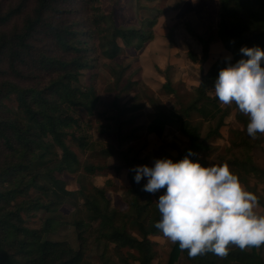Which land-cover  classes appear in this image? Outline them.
<instances>
[{"label":"trees","instance_id":"trees-1","mask_svg":"<svg viewBox=\"0 0 264 264\" xmlns=\"http://www.w3.org/2000/svg\"><path fill=\"white\" fill-rule=\"evenodd\" d=\"M217 1V35L231 56L215 59L203 73L195 95L187 103L180 102L178 109H169L149 98L155 112L148 132L161 137L166 126L176 125L188 139L172 159L174 162L183 159L189 150L195 153L190 157L193 161L199 160L198 153L215 150L210 141L222 136L230 108L220 106L213 94L214 82L222 68L245 58L240 52L242 47L264 48V0ZM99 2L103 7H95V14L94 4ZM107 5L106 0H34L32 5L29 0H19L7 10L0 8V264H93L86 257L91 245L100 250L101 264H114L110 251L123 264H130L129 258L138 264H153L156 251L152 236L162 234L155 227L162 218L157 200L166 190L155 194L143 191L147 181L136 183L132 170L142 159L130 156V149L121 148L124 123L119 116L127 107H120L119 99L139 84L133 72L125 77L131 64L111 68L114 84L109 88L110 106L115 113L105 112L110 123L103 125L101 132L112 135L118 145L100 149L104 158L115 156L123 161L113 166L117 173L127 169V207H113L104 187L89 190L80 179V187L70 190L58 176L80 173L83 166L73 145L83 151L92 146L93 116L102 113L96 87L79 84L83 71L95 66L92 48L85 38L97 35L101 55L114 60L125 48L141 54L155 36V19L146 20L138 28H123L116 23L118 9L113 6L105 11ZM76 12L83 17L87 14L86 20H75ZM186 28L203 45V55L198 59L202 63L209 56L210 43L190 22ZM169 41L172 45V36ZM193 58L197 60V56ZM163 87L174 92L170 80ZM13 98L16 110L6 103ZM233 106L243 127L232 129L230 144L220 156L221 163L215 165L227 163L264 207V197L248 180L253 175L264 182V169L253 155L264 135L258 133V139L249 137L248 116L235 103ZM205 121L209 125L203 137ZM105 168L93 163L84 166L88 172ZM107 184L113 181L108 179ZM32 191L36 194L17 201ZM64 204L76 209L71 222L77 230V248L68 240L50 237L68 222L60 212ZM37 209L44 210L46 216L40 227H30L22 213ZM82 210L84 216L78 214ZM126 248L125 254L122 250ZM180 257L185 264H264V245L243 251L231 246L226 258L209 252L191 259L187 250H181L176 243L166 264H180Z\"/></svg>","mask_w":264,"mask_h":264},{"label":"rangeland","instance_id":"rangeland-1","mask_svg":"<svg viewBox=\"0 0 264 264\" xmlns=\"http://www.w3.org/2000/svg\"><path fill=\"white\" fill-rule=\"evenodd\" d=\"M19 0H0V8L2 10H7L8 7L14 5ZM34 0H29V4L32 5ZM108 5L104 8L105 11L110 10L115 6L118 11L116 14V23L118 26L123 28H138L143 25V19H155V24L153 26L154 35L156 33H163V29L168 34L167 41L159 42L162 45L170 49L169 62L163 71V77H156L153 81L157 80L156 90L150 88L146 83H148L143 76V66L140 65V54H136L133 50L125 48L122 53L116 57V59L111 60L103 57L98 48V36L95 38L88 39L92 50L91 54L94 59L93 69H86L80 76L79 84L86 88L94 85L99 94L98 109L102 113H96L93 116V127L92 133L94 135V142L91 147L86 150H80L78 147L73 145L74 150L79 155L82 163V169L78 175H71L69 173H63L58 175L63 179L70 190H76L80 187L79 180L84 179V184L91 190L92 187H104L108 198L111 200L113 207H118L120 209H125L127 207L125 198L127 197V187L130 185L127 169H123L120 172H116L113 166L117 163H122L123 161L117 157L104 158L100 149L105 146L117 147L118 142L112 135H106L102 133L103 125H108L110 123L109 119H106L105 112L115 113L111 109L110 101V87L114 84V76L111 71L112 67H118V65H128L131 64V68L127 70L125 77L133 72V79H138L139 84L135 86L133 90L127 91L119 99V106H126L125 112L119 116V121L123 122V127L121 129L120 136L122 137V149H130V156H137L141 160L138 166L148 165L153 167L157 159L170 158L173 159L177 156L178 152L182 150L188 143V139L184 136L178 129L176 125L166 126L163 136L158 137L155 133L148 132V125L153 118L155 109L153 105L149 102V98L153 97L169 108L178 109L179 103H187L190 101L192 96L195 95V88L199 85L201 77L205 72V68L212 62V60L228 55L231 56L229 51H226L222 42L217 35L216 23H217V7L215 6L214 0H210L207 3L206 13L210 14V20L207 18L203 19L201 23H197L192 26L199 33L208 39L210 43V50L208 58L202 63L198 61L203 55V45L198 41L201 46V55L199 56L197 52L192 48L193 45L189 43V40H185L182 37L178 40L176 37L175 27L178 24L170 26L169 24L158 23L161 10L165 6V1H159L158 4L153 3L152 0H106ZM212 2V3H211ZM103 2L94 4L93 12L97 14L95 7H103ZM155 5V6H154ZM164 10V9H163ZM87 14L84 17L76 12L75 20L82 21L86 20ZM94 14L92 13V17ZM94 18V17H93ZM186 27V23H184ZM170 30V31H169ZM174 37L175 41L170 44L169 38ZM175 43V46L172 47ZM94 46L96 49H94ZM197 48V46H195ZM194 56H197V60H194ZM194 64H193V62ZM165 74V75H164ZM170 80L174 92L163 87V83ZM214 94V93H213ZM6 103L11 107V109L16 110V101L13 99L6 100ZM220 106L229 107L230 115L226 118V125L222 127V136L210 141L211 145L215 147V150L210 153L201 152L198 153V161L205 167L214 166L216 163H221L220 156L225 153V148L230 144L229 140L233 137L232 129L242 128L243 125L240 123L236 117V109L233 104L223 105L219 101ZM194 119H199L198 115L194 116ZM209 122H204L202 125L201 133L204 137L208 130ZM253 155L257 164L264 169V140L261 145L256 146L253 149ZM197 160L193 161L196 162ZM87 163H93L105 166L107 168L102 169L97 172H88L84 169ZM111 179L113 184L108 185L107 180ZM147 181V177L143 178ZM249 185L254 186L256 184V189L259 195L264 197V182L256 178L253 175L248 176ZM245 190L249 191L247 187L242 183ZM250 192V191H249ZM33 191L29 195L19 196L17 201L23 199H28L33 196ZM75 207L64 204L60 208V212L64 215L65 219L68 221L66 225H63L56 233L51 234V238L54 240H68L75 248L78 247L77 230L75 224L71 222L73 217V212ZM258 215H264V207L259 205L255 209ZM84 216V210L78 213ZM23 217L25 218L26 224L30 227L38 228L40 227L43 219L46 216V212L42 209L32 210L30 212H23ZM155 242L154 249L156 251V256L153 260V264H166L169 258L170 251L172 249L173 243L164 237L163 233L161 235L152 236ZM125 254L128 249L122 250ZM133 253L137 254L135 250H131ZM100 250L95 246L91 245L87 251V260L93 264H101L100 262ZM111 259L114 264H123L118 258L110 251ZM180 264H185L182 257L179 258ZM130 264H138L133 259L129 258Z\"/></svg>","mask_w":264,"mask_h":264},{"label":"clouds","instance_id":"clouds-1","mask_svg":"<svg viewBox=\"0 0 264 264\" xmlns=\"http://www.w3.org/2000/svg\"><path fill=\"white\" fill-rule=\"evenodd\" d=\"M243 57L222 68L214 82V94L223 105L235 103L248 116L247 134L264 135V48L240 49ZM157 159L153 167L132 169L136 183L147 177L143 191L157 193L161 219L155 227L173 244L195 259L209 252L226 258L231 246L242 251L264 245V215H258V197L242 185L227 163L203 166L190 158Z\"/></svg>","mask_w":264,"mask_h":264},{"label":"crops","instance_id":"crops-1","mask_svg":"<svg viewBox=\"0 0 264 264\" xmlns=\"http://www.w3.org/2000/svg\"><path fill=\"white\" fill-rule=\"evenodd\" d=\"M152 1L155 4H158L157 2L159 1H165V6L163 7L164 10L162 9L159 16L156 17L159 19L158 23L169 24L170 26H173L174 24H178V26L175 27L177 39L179 40L180 37H182L185 40H189L188 42L191 43V45H193L192 48L200 56L202 46L198 41L196 42L197 38L190 34V32L184 26V23L190 22L191 25H195L197 23H201L202 21H204L203 19L207 20L208 18L210 20L209 18L210 14L208 15V13H206L207 3H209L210 0H152ZM214 2L216 3L215 6L217 7L218 10V1L214 0ZM146 20H148V18L143 19L142 22H145ZM166 31L163 29V33H156L154 38L147 44V46L145 47V49L143 50V52L140 54L139 57L140 65L143 66L142 74L144 76V79L148 82L146 84L153 90H156L157 84L159 85L161 84V83H156L157 80L153 81L154 78L163 77V71L165 70L169 62L168 60L170 55V49L159 43L160 41L161 42L167 41L168 34L166 33ZM173 40L175 41L174 37ZM174 46L175 43L172 47ZM195 46H197V48ZM225 57H228V55H225ZM214 60H212V62ZM211 63L205 68V71H207Z\"/></svg>","mask_w":264,"mask_h":264}]
</instances>
